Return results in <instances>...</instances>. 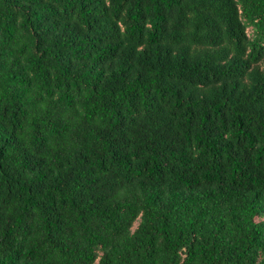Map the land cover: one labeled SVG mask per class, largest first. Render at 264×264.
I'll list each match as a JSON object with an SVG mask.
<instances>
[{
	"label": "trees",
	"instance_id": "16d2710c",
	"mask_svg": "<svg viewBox=\"0 0 264 264\" xmlns=\"http://www.w3.org/2000/svg\"><path fill=\"white\" fill-rule=\"evenodd\" d=\"M0 264H264V0H0Z\"/></svg>",
	"mask_w": 264,
	"mask_h": 264
}]
</instances>
